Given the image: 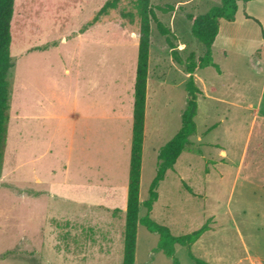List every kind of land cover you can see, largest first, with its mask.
<instances>
[{"label":"rangeland","instance_id":"obj_1","mask_svg":"<svg viewBox=\"0 0 264 264\" xmlns=\"http://www.w3.org/2000/svg\"><path fill=\"white\" fill-rule=\"evenodd\" d=\"M107 1L15 0L10 121L0 168V264H67L58 256L65 245L74 255L68 264L122 263L125 213L114 216L112 210L127 205L140 34L134 0H121L117 9L84 30ZM151 4L171 33L162 35L152 22L140 218L147 214L143 204L157 174L159 150L182 125L186 64L205 54L189 16H203L219 5L218 0ZM125 11L133 13V23L122 17ZM252 13L262 12L251 2L238 3L239 20ZM227 23L221 21V27ZM223 39L213 45L214 63L237 71L239 93L253 81L255 88L241 97L256 100L258 80L251 78L247 59L223 57ZM169 41L182 64L174 59ZM197 77L201 88L218 81L212 66ZM222 94L218 88L209 95ZM227 97L236 98L230 93ZM198 104L197 132L160 183L151 218L174 236L208 224L191 249L175 246L179 264H195L191 253L209 264L264 263V166L251 163L259 127L237 178L250 120L234 109L228 120L234 129L212 130L208 127L221 118L214 101L199 96ZM215 142H222L228 152L224 164ZM64 210L72 212L69 223L74 229L58 231L56 245L47 229L62 223L57 219ZM159 240L157 233L138 224L135 264H174L173 257L157 249ZM22 250L25 261L9 260L24 256Z\"/></svg>","mask_w":264,"mask_h":264},{"label":"trees","instance_id":"obj_2","mask_svg":"<svg viewBox=\"0 0 264 264\" xmlns=\"http://www.w3.org/2000/svg\"><path fill=\"white\" fill-rule=\"evenodd\" d=\"M264 1V0H218L219 5L212 7L203 16L190 15L192 21L193 36L204 45L205 54L197 59L190 60L186 64V72L190 74L186 82L188 94L187 104L182 112V125L175 136L168 141L158 153L159 166L157 174L149 189V199L144 202L147 214L140 218V189L143 165V149L145 141L146 109H147V86L150 66V32L152 22L158 24V29L162 35H169L171 30L164 28L159 22L151 0H134L133 10L139 17L140 40L138 45V57L136 78L134 84V105H133V128L132 143L130 152L129 181L127 206L125 210V223L123 232V260L121 264H135L138 224L145 226L150 232L157 233L160 237L158 250L163 251L167 256L174 258V264H179L174 257L175 246L183 245L188 249L200 240L209 230L208 224L203 225L192 233L174 236L169 227L159 224L151 218L154 204L158 201V189L160 183L164 181L166 173L174 169L179 157L190 143V139L197 132L195 118L198 114V98L202 94L200 87L195 80V74L207 67H215L219 72V67L213 60V44L218 35L221 20L233 21L238 11L239 2ZM121 0H109L98 12L92 22L84 26V30L98 23L100 18L110 10L119 7ZM15 0H0V168L4 159V149L7 143L8 126L11 109L12 86L8 79L10 70L13 67L11 57V23L14 15ZM173 10V9H171ZM162 11L166 12L165 9ZM122 17L130 23L134 22L132 12H122ZM172 55L178 64H182L174 46L169 41ZM187 187V186H186ZM191 192V189L187 187ZM121 210L113 209L112 214L117 216ZM195 264H209L206 261L190 254Z\"/></svg>","mask_w":264,"mask_h":264},{"label":"crops","instance_id":"obj_3","mask_svg":"<svg viewBox=\"0 0 264 264\" xmlns=\"http://www.w3.org/2000/svg\"><path fill=\"white\" fill-rule=\"evenodd\" d=\"M251 3L253 7H257V10L258 11L260 10V12L262 13L261 14L252 13V15L250 14L245 15L242 18V20H239V18L237 17L238 15H236L233 21H228V23L222 27L220 24L219 32H218V35L216 36V39L213 45L217 43V40L220 37H223L224 39L220 47V54L223 57L228 58L230 55L236 54V55H240L244 59H247L248 62L246 63V65L249 64L250 66L249 73H250L251 78L253 79L255 78L258 80L256 100L254 101L249 100L247 96H246L247 100L241 97L243 96L242 93H244V95L247 94L250 90H253L256 85L253 81H248L246 83L245 91L239 93L238 91L239 82L237 79V75H238L237 71L233 69L232 66H228V65L223 66V65L217 64L220 70L219 72L216 70V68L213 67V69H215V73L218 78L216 86L212 85L209 89L208 87L207 88L203 87L204 88L203 89L199 86L202 91V94L200 95V97L203 96L205 102L207 101V99L211 101L213 100L214 108L217 110L218 114L221 115L220 120L215 122L208 128H212V130L214 129H222V130L227 129L228 130L231 128L234 129V124L231 121L230 122L228 121L231 113L234 112V109L240 114L241 113L243 115L245 114L246 118L250 120V122L248 123V135L246 138L245 148L243 149L242 154H241V159L237 164V178L239 177L243 169L245 158L248 153V149L250 148V145L252 143V139L254 137V133L257 127H259V130H258L259 143L255 144L254 158L251 163L253 167L260 166L261 164L264 166V159L260 158V155H261L260 153H262L260 151H263V154H264V1H259L256 4H254V1H251ZM221 21H224V20H221ZM243 40L245 41V43L241 42ZM198 72L195 74V80L196 78H198L197 77ZM66 73L68 75H71L70 70H66ZM184 73H185L184 79H185V82H187V80L190 77V74H188L187 72H184ZM149 75H150V67H149ZM197 81L200 82V80L198 79ZM215 88L216 90L219 88L221 90V93L223 94L221 96L216 95V97L211 96L214 92H216V90H214ZM147 91H148V86H147ZM210 92H211V95H209ZM229 93L232 95H235L236 98L227 97ZM236 115L238 116V113H236ZM80 117L83 118V115L80 114ZM146 120H147V112H146ZM146 126H145V138H146ZM215 143L218 145L216 149L220 150L219 152L220 159H221L220 162H222L221 164H224L226 162L225 160H227L228 158V152L224 149L225 145L222 142H215ZM144 144H145V141H144ZM143 154H144V149H143ZM142 169H143V165H142ZM2 177H5V176H2ZM141 180H142V177H141ZM36 181L41 182V179L37 178ZM0 183L2 184V180H0ZM263 189H264V186H263ZM106 198H108L109 200V197H106ZM85 205H87L86 207H94V206H98L102 204L85 203ZM120 210H121L120 213L122 212L125 213L126 207ZM61 214H62L61 219H57V221L59 220L62 223L49 226V229H47L50 232H53L52 238H54L56 245L58 243L56 240L58 231H60L62 228H64L65 231H72L74 229L73 225L69 223L72 212L70 210H64L63 212H61ZM69 245H72V244H69ZM67 249H68L67 245L63 246V248L58 252L60 253L58 256L62 258V262L68 264V263L73 262L71 258L72 256L74 257V255L72 254L71 251L68 252ZM21 253H24V256H21L22 254H19L18 256L12 255L9 257V260L15 261V259L21 260L22 258H24L23 261H25V251L22 250ZM66 258L70 260H66ZM259 264H264V263L262 261Z\"/></svg>","mask_w":264,"mask_h":264}]
</instances>
